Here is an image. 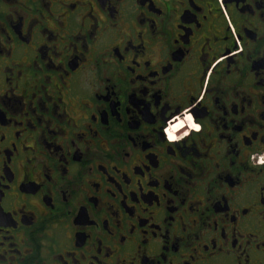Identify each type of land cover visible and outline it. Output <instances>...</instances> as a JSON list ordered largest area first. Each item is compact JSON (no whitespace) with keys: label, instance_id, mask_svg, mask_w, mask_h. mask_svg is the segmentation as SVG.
Listing matches in <instances>:
<instances>
[{"label":"flooded vegetation","instance_id":"flooded-vegetation-1","mask_svg":"<svg viewBox=\"0 0 264 264\" xmlns=\"http://www.w3.org/2000/svg\"><path fill=\"white\" fill-rule=\"evenodd\" d=\"M264 0H0V264H264Z\"/></svg>","mask_w":264,"mask_h":264},{"label":"clouds","instance_id":"clouds-1","mask_svg":"<svg viewBox=\"0 0 264 264\" xmlns=\"http://www.w3.org/2000/svg\"><path fill=\"white\" fill-rule=\"evenodd\" d=\"M258 163H260V164H264V157H261V158L258 160Z\"/></svg>","mask_w":264,"mask_h":264}]
</instances>
